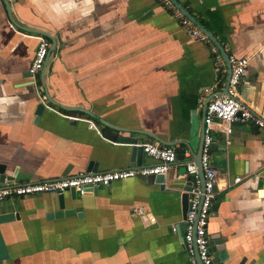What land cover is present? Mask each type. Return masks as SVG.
Instances as JSON below:
<instances>
[{
    "label": "crops",
    "instance_id": "obj_1",
    "mask_svg": "<svg viewBox=\"0 0 264 264\" xmlns=\"http://www.w3.org/2000/svg\"><path fill=\"white\" fill-rule=\"evenodd\" d=\"M175 2L228 57L247 59L240 96L264 122V0ZM34 36L48 50L31 85ZM209 48L156 0H0L4 175L19 185L153 164L142 154L130 166L131 144L104 137L111 127L137 145L173 147L178 160L169 169L181 179L179 153H197L204 103L225 85L222 57L217 51L223 69ZM228 140L214 134L210 151V256L215 264H264V132L235 124ZM88 191L74 200L65 192L64 209L74 212L60 217L54 194L0 202V216L13 214L0 220V264H188L181 190L127 179Z\"/></svg>",
    "mask_w": 264,
    "mask_h": 264
},
{
    "label": "built area",
    "instance_id": "obj_2",
    "mask_svg": "<svg viewBox=\"0 0 264 264\" xmlns=\"http://www.w3.org/2000/svg\"><path fill=\"white\" fill-rule=\"evenodd\" d=\"M166 9H171L178 19L180 27L189 35L210 45L209 52L214 64L223 69V62L216 48L196 27L175 9L168 0H156ZM36 47L28 66V79L34 85L35 78L41 71L48 50V44L42 36H34ZM247 59L228 57L229 73L225 92L213 95L205 104L201 125V139L199 147L198 164L201 175H198L197 167L192 162L190 151L184 149L180 155L181 163L185 166L184 175L191 181L188 191L187 209L183 220V232L181 234L182 248L188 258V264H215L208 251L209 237L206 233L210 207L215 199L217 189L216 171L210 163V151L213 144V135L220 134L224 144L229 143L228 137L235 124L252 122L257 129L264 132L263 120L255 115L250 106H247L240 96V85L245 73ZM88 128L94 125L88 121ZM142 154L153 161V164L145 167L115 170L104 173H78L72 177H63L50 181H40L27 184H0V202L10 198L31 197L40 194L60 195L73 189L80 194L87 190L105 188L113 182L127 179L144 180L150 175H165L168 169L177 162V152L171 146H160L154 143L138 144ZM240 181L233 180V184ZM229 185L223 184L220 189ZM150 222H154L151 218ZM174 232L175 229L173 228Z\"/></svg>",
    "mask_w": 264,
    "mask_h": 264
},
{
    "label": "water",
    "instance_id": "obj_3",
    "mask_svg": "<svg viewBox=\"0 0 264 264\" xmlns=\"http://www.w3.org/2000/svg\"><path fill=\"white\" fill-rule=\"evenodd\" d=\"M168 1L185 18H187L190 22H192V24L196 27V29L199 30L200 33H202L217 48V51L220 53L222 60L224 62V65H225V69H226L225 85H224V89L221 92V94L224 93L225 88H226L227 79H228V73H229L228 55L223 52L220 44L217 42V40L214 38V36L211 33H209L198 21H196L189 14L188 11L183 9V7H181L178 3H176L175 0H168ZM27 77H28V75H27ZM45 100L48 101L47 98H45ZM207 101H205L204 104H206ZM42 109H43V105L41 103H39L36 106L35 111H34V117H35L34 122L37 120ZM246 124H248L255 133L258 132L257 127L252 122H247ZM110 129L112 130V133H105L104 137L108 138L110 140H114L116 138L120 142H123L126 144H131L130 160L131 161L133 159L135 160V158H136V160H138V157L142 155V149L140 146L137 145V140L134 138H131V137H121V136L115 137L114 134L118 131L116 129L111 128V127H110ZM198 157H199V149H198L197 153L192 156V162L197 167V172H198V175L200 176L201 173H200L199 164H198ZM134 165H138L137 162L136 163L133 162V164L130 166H134ZM88 171H93V169L91 170L90 168H87L86 172H88ZM184 172H185V166L183 164H181L177 167V174L180 177H182L181 179H178V180L172 179V170L171 169H168V171L165 175H150V176L145 178V181H147L148 184H156L159 186L160 190H163L164 188L167 187L170 190H181L182 191V193L180 194V200H181V210H182L183 219H184L185 211L187 209L188 191L191 188V181L188 177H186L184 175ZM11 182H12L11 176L7 177L6 175H4V166L0 165V184H10ZM91 191L92 192L96 191V188L92 189ZM91 191H88V192H91ZM213 192H216L215 187H213ZM68 193H69L70 197L72 198V200H74L75 199V191L73 189H69ZM56 202H57L58 212H56L54 214V216H56V217L67 216V215H70L74 212L73 210L64 209L65 203H64L63 194L56 195ZM214 208H215V205H211L210 211H214ZM12 218H13V214H11V213H7L5 215L0 216L1 221L10 220ZM178 234H179V232H178ZM209 246H210V241H209ZM209 246H208V251H209ZM209 253H210V251H209Z\"/></svg>",
    "mask_w": 264,
    "mask_h": 264
}]
</instances>
